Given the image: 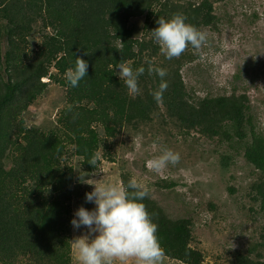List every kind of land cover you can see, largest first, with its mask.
Segmentation results:
<instances>
[{"label": "trees", "instance_id": "1", "mask_svg": "<svg viewBox=\"0 0 264 264\" xmlns=\"http://www.w3.org/2000/svg\"><path fill=\"white\" fill-rule=\"evenodd\" d=\"M212 11L208 0L178 9L168 0H0V70L1 40L8 42L7 78L0 75V264H20L22 258L29 264H72L74 170L62 166L65 139L92 169L88 160L99 143L95 123L113 136L127 124L150 120L160 103L186 128L246 141L245 157L263 176L254 190L264 209V137L251 127L246 97L233 94L191 102L178 60L179 67L166 70L167 90L157 103L152 93L158 90L161 77L148 72L152 66V57L145 62L149 44L136 40L129 25L132 17L145 15L155 29L159 17L182 13L198 28L213 23ZM40 19L45 29L53 31L44 33L40 45L29 52L28 38ZM76 56L88 62V70L79 86L71 87L64 74L75 67ZM122 60L131 61L133 69L145 68L138 79L141 92L135 98L117 74ZM52 67L57 73L51 72ZM47 76L68 86V105L58 120L62 134L29 127L23 117L44 92L47 84L42 78ZM6 159L10 164H5ZM130 178L123 173V185ZM143 203L158 225L165 256L202 264V253L191 245L189 221L169 217L150 196Z\"/></svg>", "mask_w": 264, "mask_h": 264}, {"label": "rangeland", "instance_id": "2", "mask_svg": "<svg viewBox=\"0 0 264 264\" xmlns=\"http://www.w3.org/2000/svg\"><path fill=\"white\" fill-rule=\"evenodd\" d=\"M168 1L178 9L203 0ZM208 1L215 19L208 26L198 27L207 33V42L199 51L189 46L179 58L167 59L160 52L153 37L154 28L145 15L130 19L133 36L149 44L145 62L152 57L153 67L173 71L180 60L179 72L191 102L204 97L245 96L253 119L251 127L264 137V0ZM43 14L48 19L44 11ZM42 23L40 19L33 24L28 38L29 52L40 45L44 33L53 31L51 27L45 29ZM7 50L8 42L3 38V64ZM3 64L0 75L6 79ZM51 72L55 74L57 69L52 67ZM42 82L47 86L24 112L25 123L62 134L58 120L68 105V86L51 80L50 76L42 78ZM94 126L99 141L96 151L102 153L104 174L96 172L93 165L89 169L77 154L76 146L67 139L64 141L62 166L74 170V215L81 206L89 211L95 209V203L86 200V194L94 190V184L90 183L123 185V173L135 175L169 217L189 221L191 245L202 253V264H264V209L254 190L263 176L245 157L246 141L210 137L198 128H186L169 116L163 103L150 120L127 124L113 136L107 135L102 124ZM165 147L180 154L179 163L169 164L159 174L150 171L147 161ZM10 162L6 159L5 164ZM85 234L94 238L98 233L72 225V246L74 239ZM22 259L20 264H29ZM72 264H79L74 250ZM114 264H135V259L117 260ZM163 264L186 263L164 256Z\"/></svg>", "mask_w": 264, "mask_h": 264}, {"label": "clouds", "instance_id": "3", "mask_svg": "<svg viewBox=\"0 0 264 264\" xmlns=\"http://www.w3.org/2000/svg\"><path fill=\"white\" fill-rule=\"evenodd\" d=\"M158 27L152 30L160 52L169 60L179 58L191 46L199 51L207 42V33L187 22L182 13L170 18L159 17ZM75 67H69L64 79L71 87H78L87 75L88 62L76 56ZM120 80L124 81L129 95H139V77L145 72L143 66L133 69L131 61H121L118 65ZM161 77L158 90L152 93L157 103L161 102L167 90L163 68L148 67ZM180 154L169 148H163L159 155L147 161V167L155 173L162 172L169 164L176 165ZM88 162L96 172L103 173L102 153L96 151ZM89 183V182H87ZM94 184V190L86 194V200L94 202L95 209L79 207L71 221L74 228L85 226L89 233H98L91 237L85 234L73 240V250L77 253L79 264H114V261L135 259V264H163L164 250L157 236L158 225L153 222L143 200L149 196V188L133 175L127 185L113 183Z\"/></svg>", "mask_w": 264, "mask_h": 264}]
</instances>
